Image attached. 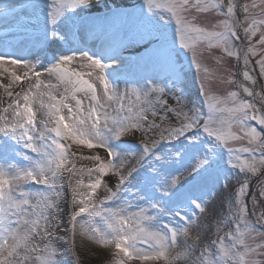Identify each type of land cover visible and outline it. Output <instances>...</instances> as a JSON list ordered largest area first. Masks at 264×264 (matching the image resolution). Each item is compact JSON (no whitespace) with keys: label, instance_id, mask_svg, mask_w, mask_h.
I'll list each match as a JSON object with an SVG mask.
<instances>
[{"label":"snow or ice","instance_id":"6c2138e0","mask_svg":"<svg viewBox=\"0 0 264 264\" xmlns=\"http://www.w3.org/2000/svg\"><path fill=\"white\" fill-rule=\"evenodd\" d=\"M91 3L46 0L42 42L71 44L76 10ZM159 9L175 22L171 35ZM192 10L222 19L201 26ZM135 43L151 45L139 59L164 54L160 82L121 90L119 69L104 62L120 57L107 49H60L47 64L0 50V77L9 74L0 80L9 98L0 107V264H63L66 254L79 264L78 236L111 248L112 264H264V0H145L139 23L121 38ZM181 49L201 73L199 105L182 102ZM226 57L242 64L238 73L220 71ZM218 84L238 90L217 95ZM217 181L220 192L194 195ZM209 215L215 232L230 230L207 239Z\"/></svg>","mask_w":264,"mask_h":264},{"label":"rangeland","instance_id":"374dc122","mask_svg":"<svg viewBox=\"0 0 264 264\" xmlns=\"http://www.w3.org/2000/svg\"><path fill=\"white\" fill-rule=\"evenodd\" d=\"M47 2L50 3V1L47 0ZM243 2L246 3H252L253 0H244ZM256 2H258V0H256ZM46 3V1H45ZM43 2V6L45 4ZM145 3V0H136L134 1V5L131 8H128V11H126L127 14H131L130 16L125 15L123 17H119V20L124 23L126 29L129 27L131 29H134L135 26L139 23V18H140V14H141V5ZM145 12H147V8L144 9ZM160 13V23L162 25H165L166 27V31L169 35H171L175 29V22L174 20L170 21L168 18V13L163 10V9H159L157 10ZM26 12H22L20 15L23 18V20L25 21V27H26V35L25 40H29L32 38H35V29H38V27L40 28V21L43 20V18H40L39 20H35V22H33V24L31 23V19L29 18V16L27 14H25ZM152 15V13H148V15ZM189 17L195 16L196 17V22L199 23L201 26H210L211 24H214L215 22H217L218 20L222 19V17L214 14V13H197L195 10H192L188 13ZM211 16V17H210ZM208 17V20H207ZM29 18V20H28ZM113 24V23H112ZM247 26V25H245ZM110 28H113L112 26H98L97 29L99 32L98 35H96V33L92 36L93 37V41L90 40L88 41V44H84L83 46L79 47L78 49H82L84 51L89 52V54L91 55V50L93 49L94 54H98L101 52L102 49H107L108 50V54H112L111 53V48L110 46L111 44L105 43L104 41H101L98 36L101 32H104V34H107ZM73 32L74 30H72L71 33L68 34L67 39L71 40V36H73ZM126 32V31H125ZM124 30L123 32L121 31L119 34H116V36L112 39L113 44L114 42H117V40L119 39L118 37L120 35H124L125 34ZM128 32V31H127ZM75 34V33H74ZM29 37V38H28ZM27 38V39H26ZM258 38V37H257ZM178 39V37H177ZM16 40V39H14ZM13 40V41H14ZM59 40V41H58ZM57 43H61L62 45L65 42L64 39H58ZM94 40H96L97 42H94ZM104 42V43H103ZM245 44L247 43L246 41L244 42ZM1 44V43H0ZM134 45V44H133ZM2 46V45H0ZM179 47V44L177 45ZM12 47V49H11ZM10 48L8 47H1V49L5 48L4 51H7L10 49V52L14 53L15 58H26V59H32V61L37 58L38 53L41 52V46L40 48H38L36 51V55L35 53H33L31 50H29L26 47V44L20 40L17 39L15 41L14 44L11 45ZM92 47H95L92 48ZM100 47V49H98ZM144 47V46H143ZM8 48V49H7ZM26 51H22V49H25ZM97 48V49H96ZM131 47L129 46H123L121 47V55L122 53L125 55L124 57H126L127 52L129 51ZM132 49V48H131ZM198 51L203 52V55L201 57L203 63L208 66L210 69H214L216 68V64L214 59H212L211 56H209L207 51H204L203 49H198ZM9 52V51H8ZM212 54L214 56H219L221 55V51L219 49H212L211 50ZM30 53V54H29ZM123 56V55H122ZM101 59H104V57H100ZM149 58V56H148ZM259 57H256L254 59H258ZM156 61H158L157 66L154 68H157L159 65L160 67L157 68V71L155 72H151L148 74H150V80H152V82L158 83L160 82V80H162L163 78H161L163 75H167V71L163 70V65H161L162 61L164 62V54L161 53L159 57H157L155 59ZM105 63L111 64L114 67H117L118 69L120 68L119 66H122V62L120 61L119 63L116 61H112V60H104ZM48 63V62H47ZM46 63V64H47ZM180 63L183 65L184 67V72L185 75L183 77L184 79V83H183V88H184V97L186 98L185 101H183V103L185 104H191L192 102H195L196 104H200L203 100V94L200 93V89H199V83L201 82V73H198L194 67V65H192L190 63V53L187 52V50L181 49V53H180ZM119 64V66H118ZM165 64V62H164ZM162 66V67H161ZM236 66H237V60L235 58H225V63L223 65V67L220 68L221 72H224L225 75H227V72H225V69H227L228 71H230L233 74H236ZM160 72H164L163 74H161L160 76L158 75ZM139 75V76H138ZM140 74H137L135 76V78L133 79V81H142L143 79L140 78ZM119 79V78H118ZM235 79H237V75L235 76ZM25 86V85H24ZM181 87V85L179 86ZM217 88V95H225L226 94V90H238L235 84H224V85H216ZM19 91V88L16 90ZM199 94V96H198ZM9 102V98L6 97L4 99H0V107L6 105ZM171 103V101H170ZM207 111L206 105H205V112ZM226 115V114H225ZM131 139V138H130ZM246 142L241 141V142H236L234 143L232 146L234 147H241V146H245ZM97 151V150H94ZM98 151L100 152V154L103 156L105 155V152L103 149H98ZM85 154H88V150H85ZM242 156H246L247 153H242ZM224 158L228 159V154L226 149L224 150ZM84 163L88 164L89 162L84 161ZM236 173L233 171L232 175H235ZM85 180L87 181V177H85ZM253 183H255V181H253ZM223 185L217 181L215 183L209 182L207 184V186L203 187L201 190L199 191H194V195H200L202 192H208V191H212V192H220L222 189ZM101 194H103L101 192ZM127 195V194H125ZM117 203H119V201H117ZM203 219V218H202ZM214 221H215V217L212 215H209L205 221V229L207 230V239H216L217 235H224V232H227L230 230L231 225H229L227 228H224L223 231L217 233L214 231ZM211 222V223H209ZM59 235L62 237L61 241L57 244V248L59 249L60 252H64L65 249H67L69 247V244L66 242V237L64 234V231L61 230ZM86 243H85V242ZM183 247V246H181ZM179 250V249H178ZM112 249L111 248H103L101 246H97L94 245L91 241L87 240V239H81L79 236L77 237V248H76V254L79 257V264H112ZM58 259H60L61 261H63V264H75V259L71 254H66V255H61L58 257ZM132 264H163L162 261H147V262H143V261H133Z\"/></svg>","mask_w":264,"mask_h":264},{"label":"bare ground","instance_id":"6f19581e","mask_svg":"<svg viewBox=\"0 0 264 264\" xmlns=\"http://www.w3.org/2000/svg\"><path fill=\"white\" fill-rule=\"evenodd\" d=\"M1 1V0H0ZM2 4H0V50H4L5 48L1 49V47H8L10 48L12 44L15 43L17 39L22 40L25 44L26 47L31 50L33 53L36 55L37 49L41 47H44V51H49V53H57L60 49L67 50L69 47H71L73 50L78 49L79 47L83 46L84 44H88V41L92 40L93 41V34H97V27L98 26H110V25H115V33L117 32H129L130 30H133L131 28L125 27L124 23H122L119 18L113 17L112 14L108 13V11H113V10H120L123 13H126L128 11V8H131L134 5V1L136 0H92L91 5L86 6L85 10L80 11L77 9V15L73 17L77 21V24L74 28L78 29V33H80V42L79 45L75 46L73 43H64L63 45L60 43H57V40L55 41H43L41 40V30L38 27V29H35V38H32L29 40H25L24 35H25V21L21 17V13L24 11L26 12L31 19V23L35 22V20H38L37 17L44 18V11H43V2L45 3L46 0H2ZM50 1V0H48ZM40 4L41 8L37 9L35 8V5ZM151 15V14H150ZM28 18V20H29ZM113 23V24H112ZM81 27V28H80ZM119 34V33H118ZM124 34V35H125ZM63 35V33H62ZM124 35H120L117 41V49L111 53H117L120 57V61L122 62V65H128L129 60L128 58H121L120 53L118 52L119 47L121 48V38ZM16 39V40H14ZM14 40V41H13ZM59 41V40H58ZM101 41L105 40L101 39ZM95 42H97L95 40ZM103 42V43H104ZM125 44H127V41H125ZM129 47H132L129 51H126L128 53V56H135V55H142L145 52V47H151V45H147L146 43H135L134 45H128ZM144 46V47H143ZM7 48V49H8ZM12 49V47H11ZM97 49V48H96ZM100 49V47L98 48ZM144 50V51H143ZM10 52V49L7 50ZM22 51H26L25 49H22ZM43 51V52H44ZM30 54V53H29ZM157 57H150L149 59L145 60L144 62H140L138 65H135L133 67L127 66L131 71L130 73L134 74H140L142 77L141 83L145 80L150 78L149 73H153L157 71V68L160 67V65L157 68H154L157 66V62L155 59ZM29 61H32V59H28ZM119 60V59H118ZM141 60V59H139ZM137 60V61H139ZM144 60V58H143ZM141 60V61H143ZM34 62V61H32ZM48 62V59L45 60V64ZM119 63V61H118ZM161 65H163V70H166L165 64L162 61ZM74 67L76 66L75 64L73 65ZM162 67V66H161ZM83 71H88V69L83 68L81 69ZM155 70V71H153ZM16 71L18 74H22L25 69L23 68H16ZM151 73V74H152ZM164 73V72H163ZM160 72L158 75L160 76L163 74ZM163 75L161 78L165 77ZM118 83L119 87L121 90H123L126 86H131V84L135 83L136 81H133L131 79H126L122 76V72L120 71L119 77H118ZM44 79L47 80L48 77L47 75L44 76ZM111 79V78H110ZM0 80H3L4 83H8L9 81V74H5L4 76L0 77ZM184 80V79H183ZM154 83V82H153ZM156 83V81H155ZM26 86V84H25ZM180 85H178L179 87ZM183 85H181L182 87ZM98 89L101 88V86L98 84L97 85ZM18 89V88H17ZM16 89V90H17ZM7 96L4 95L3 89H0V99H4ZM185 101V100H184ZM183 102V101H182ZM85 242V241H84ZM86 243V242H85Z\"/></svg>","mask_w":264,"mask_h":264}]
</instances>
